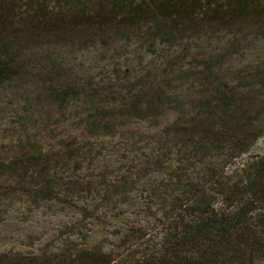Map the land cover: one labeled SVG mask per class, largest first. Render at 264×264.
Returning <instances> with one entry per match:
<instances>
[{"label": "rangeland", "instance_id": "obj_1", "mask_svg": "<svg viewBox=\"0 0 264 264\" xmlns=\"http://www.w3.org/2000/svg\"><path fill=\"white\" fill-rule=\"evenodd\" d=\"M101 3L109 5L106 11L115 7V0H94L90 6ZM130 28L108 44L48 45L61 78L45 74L38 80V67L34 77L0 83V264L84 256L103 264H134L160 252L171 223L166 198L177 170L170 160L176 159L178 146L173 155L162 153L165 162L160 165L146 164L157 155L154 131L174 114L156 117L134 108L140 93L135 82L142 72L162 69L166 57L176 52L183 57L178 67L189 68L193 59L181 52L186 39L173 43L159 38L150 48L139 44L147 28ZM226 35H197L190 55L219 49ZM38 61L32 66H39ZM189 86L183 81L170 90L178 94ZM57 87L72 89L66 102L50 94ZM247 148L241 157L236 151L226 159L210 155L215 172L230 175L262 153L264 136ZM14 161L20 163L17 168ZM186 170L196 176L201 167L191 160L180 173ZM261 221H253L251 241L242 246L246 264H264ZM255 239L262 244L253 245Z\"/></svg>", "mask_w": 264, "mask_h": 264}, {"label": "trees", "instance_id": "obj_2", "mask_svg": "<svg viewBox=\"0 0 264 264\" xmlns=\"http://www.w3.org/2000/svg\"><path fill=\"white\" fill-rule=\"evenodd\" d=\"M93 1L0 0V83L34 77L38 67V80L45 74L61 78L48 48L55 42L108 44L127 26L137 32L146 27L139 44L150 48L159 38L173 43L186 39L181 52L192 57L189 68L178 67L183 57L176 52L166 57L162 69H148L135 82L140 93L134 108L156 117L174 114L154 131L157 155L146 165L165 162L162 153L173 155L175 144L178 151L170 160L177 170L170 176L166 206L172 217L161 250L134 264H246L242 246L251 241L253 221L263 220L264 227V151L227 176L215 172L210 155L226 159L236 151L241 157L264 136V0H115L114 9L107 11L109 5L93 8ZM221 31L227 35L219 49L190 55L200 34ZM35 60L39 66H32ZM183 81L190 88L171 92L174 83ZM71 90L57 87L50 94L66 102ZM191 160L201 171L181 174ZM11 164L17 168L20 163ZM255 240L253 245L260 243ZM42 264L103 262L84 256Z\"/></svg>", "mask_w": 264, "mask_h": 264}]
</instances>
